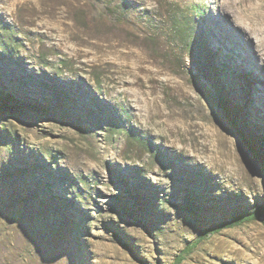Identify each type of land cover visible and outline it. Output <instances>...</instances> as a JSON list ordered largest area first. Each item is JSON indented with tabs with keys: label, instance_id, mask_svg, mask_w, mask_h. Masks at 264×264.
Here are the masks:
<instances>
[{
	"label": "rangeland",
	"instance_id": "obj_1",
	"mask_svg": "<svg viewBox=\"0 0 264 264\" xmlns=\"http://www.w3.org/2000/svg\"><path fill=\"white\" fill-rule=\"evenodd\" d=\"M233 1L0 0V264H264V214L224 227L264 206Z\"/></svg>",
	"mask_w": 264,
	"mask_h": 264
},
{
	"label": "bare ground",
	"instance_id": "obj_2",
	"mask_svg": "<svg viewBox=\"0 0 264 264\" xmlns=\"http://www.w3.org/2000/svg\"><path fill=\"white\" fill-rule=\"evenodd\" d=\"M242 16L249 22L248 28H256L257 41L255 48L257 55L264 58V2L263 0H234ZM236 23L241 24L237 20Z\"/></svg>",
	"mask_w": 264,
	"mask_h": 264
},
{
	"label": "trees",
	"instance_id": "obj_3",
	"mask_svg": "<svg viewBox=\"0 0 264 264\" xmlns=\"http://www.w3.org/2000/svg\"><path fill=\"white\" fill-rule=\"evenodd\" d=\"M191 28H189V25L185 23L184 25L182 23H179L174 27V34L176 35H187ZM0 108H4L5 106L8 107L9 105V96L2 91L0 92ZM231 112V110H230ZM264 214V206H260L255 208L253 212H248L246 210L239 211L235 217H233L227 224H224V227L226 228H232L237 227L245 222H250L252 220L258 219L259 215ZM181 258H178L177 263H180Z\"/></svg>",
	"mask_w": 264,
	"mask_h": 264
},
{
	"label": "water",
	"instance_id": "obj_4",
	"mask_svg": "<svg viewBox=\"0 0 264 264\" xmlns=\"http://www.w3.org/2000/svg\"><path fill=\"white\" fill-rule=\"evenodd\" d=\"M217 104L220 105L222 111L224 112V115H225L228 119H232V115H231L232 113L230 112V109H228V108L224 105L222 99L218 98V103H217ZM231 123L233 124V127H234L235 130L237 131V133H238L240 139H241L244 143L248 144V141L246 140V138L242 135V133H241L239 130H237L236 124H234V122H231Z\"/></svg>",
	"mask_w": 264,
	"mask_h": 264
}]
</instances>
